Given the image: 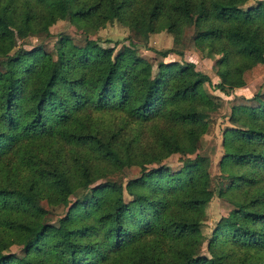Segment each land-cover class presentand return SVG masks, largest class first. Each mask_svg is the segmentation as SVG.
I'll return each instance as SVG.
<instances>
[{
    "label": "trees",
    "instance_id": "obj_1",
    "mask_svg": "<svg viewBox=\"0 0 264 264\" xmlns=\"http://www.w3.org/2000/svg\"><path fill=\"white\" fill-rule=\"evenodd\" d=\"M235 1L0 0V264H264V89L237 93L264 74V2ZM59 20L119 21L143 49L192 27L190 50L218 55L213 88L229 97L217 186L198 154L222 101L209 76L191 61L153 69L132 41L19 46ZM215 195L230 210L207 236Z\"/></svg>",
    "mask_w": 264,
    "mask_h": 264
},
{
    "label": "rangeland",
    "instance_id": "obj_2",
    "mask_svg": "<svg viewBox=\"0 0 264 264\" xmlns=\"http://www.w3.org/2000/svg\"><path fill=\"white\" fill-rule=\"evenodd\" d=\"M257 1L259 0H236L235 4L242 10H248L249 8L255 7L258 3ZM261 1L264 2V0ZM48 30L50 35L29 37L24 41H20L19 46L31 48L33 46L44 43L48 51L55 52V42L61 36L69 35V37L71 36L82 39L84 36L89 35V37L91 36L92 38H98L100 39V41L106 42V45L115 46L116 50H119L122 45H128L130 41L134 42L137 45L136 48L138 50V53L151 61V63L153 64V69H156L157 64L160 61L177 60L182 63H185L186 61L195 63V68L201 71L203 74H206L210 78L211 84H205V88L207 89V91L211 92L214 95H219L220 99L222 100L219 110L211 115V124L209 127V131L203 136L201 148L198 151V154H201L209 159V170L212 178V187L218 185L219 178L217 163L222 155V129L228 123V117L230 114V109L227 105V99L229 97L213 88L216 82H218V77H216L213 68L218 55L207 54L205 58L201 59L193 51L190 50L188 41L190 35L193 32L191 26L189 27L185 25L183 27L181 33V41L178 44L174 42L173 35L167 30H160L156 33L150 34L146 40V44L148 45V47H150V49H143L141 44L142 42H144V40H139V42L138 39L135 38L132 28L119 21H114L113 23L108 24L105 28H102L95 33L92 31L81 32L66 20H59L55 22L49 27ZM166 51H182L183 56L180 57L179 55H176V53H170L166 58H163L160 55V52ZM260 87L264 89V74L253 80L249 84V88L237 90V93H244L245 95L249 96L251 94V91H256ZM181 159H183V157L181 156H172L167 159L164 164L170 167H176L179 165ZM138 174V168H131L126 171V174L124 175L125 177H122V179L127 180L129 178L138 176ZM229 210L230 207L226 202L216 197V195L213 196L205 209L204 223L201 227L203 233L208 236L219 218L226 215ZM52 213V216H56V214H62V210L52 209ZM10 251L16 253L17 255L21 254V250L18 247H12Z\"/></svg>",
    "mask_w": 264,
    "mask_h": 264
}]
</instances>
